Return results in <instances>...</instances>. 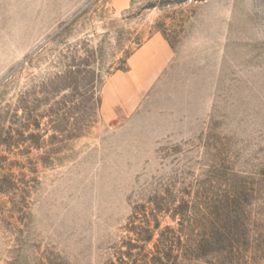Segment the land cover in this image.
Here are the masks:
<instances>
[{
  "label": "rangeland",
  "instance_id": "obj_1",
  "mask_svg": "<svg viewBox=\"0 0 264 264\" xmlns=\"http://www.w3.org/2000/svg\"><path fill=\"white\" fill-rule=\"evenodd\" d=\"M0 264H264V0H0Z\"/></svg>",
  "mask_w": 264,
  "mask_h": 264
},
{
  "label": "crops",
  "instance_id": "obj_2",
  "mask_svg": "<svg viewBox=\"0 0 264 264\" xmlns=\"http://www.w3.org/2000/svg\"><path fill=\"white\" fill-rule=\"evenodd\" d=\"M170 58L171 53L168 45L159 37H154L146 42L130 57L129 70L114 76V84L119 97L123 94L129 95L130 89L135 87L139 88V93H142L145 88L151 85V80L160 74ZM107 99L106 95L104 102L109 104L110 101ZM135 100V98L132 99V101Z\"/></svg>",
  "mask_w": 264,
  "mask_h": 264
}]
</instances>
